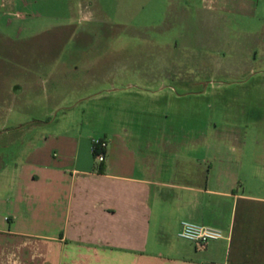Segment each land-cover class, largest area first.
Segmentation results:
<instances>
[{
  "label": "rangeland",
  "instance_id": "obj_1",
  "mask_svg": "<svg viewBox=\"0 0 264 264\" xmlns=\"http://www.w3.org/2000/svg\"><path fill=\"white\" fill-rule=\"evenodd\" d=\"M39 1L31 29L0 35V147L73 123L162 169L235 147L264 175V0ZM37 120L53 124L17 128Z\"/></svg>",
  "mask_w": 264,
  "mask_h": 264
},
{
  "label": "crops",
  "instance_id": "obj_2",
  "mask_svg": "<svg viewBox=\"0 0 264 264\" xmlns=\"http://www.w3.org/2000/svg\"><path fill=\"white\" fill-rule=\"evenodd\" d=\"M39 2L0 0V35L31 29L45 16L32 13ZM75 126L0 147L9 151L0 153V264H264V175L255 163L245 170L235 147H204L202 159L162 169L124 133ZM96 139L108 142L103 163ZM183 221L225 237L200 250L178 237Z\"/></svg>",
  "mask_w": 264,
  "mask_h": 264
},
{
  "label": "built area",
  "instance_id": "obj_3",
  "mask_svg": "<svg viewBox=\"0 0 264 264\" xmlns=\"http://www.w3.org/2000/svg\"><path fill=\"white\" fill-rule=\"evenodd\" d=\"M92 144L95 160L98 163H103L106 159L108 142L104 139H96L93 140ZM178 237L180 239L193 242L198 249L202 250L206 248L209 242L222 240L225 236L221 229L199 225L189 221H183L178 232Z\"/></svg>",
  "mask_w": 264,
  "mask_h": 264
}]
</instances>
